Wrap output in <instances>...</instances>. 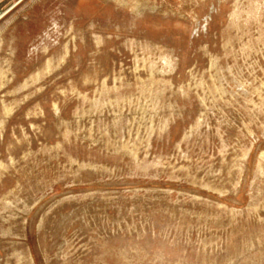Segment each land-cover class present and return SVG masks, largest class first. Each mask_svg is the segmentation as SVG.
I'll use <instances>...</instances> for the list:
<instances>
[{
  "label": "rangeland",
  "instance_id": "374dc122",
  "mask_svg": "<svg viewBox=\"0 0 264 264\" xmlns=\"http://www.w3.org/2000/svg\"><path fill=\"white\" fill-rule=\"evenodd\" d=\"M0 264H264V0L1 4Z\"/></svg>",
  "mask_w": 264,
  "mask_h": 264
},
{
  "label": "crops",
  "instance_id": "0c3cea01",
  "mask_svg": "<svg viewBox=\"0 0 264 264\" xmlns=\"http://www.w3.org/2000/svg\"><path fill=\"white\" fill-rule=\"evenodd\" d=\"M7 0H0V5L4 4Z\"/></svg>",
  "mask_w": 264,
  "mask_h": 264
}]
</instances>
